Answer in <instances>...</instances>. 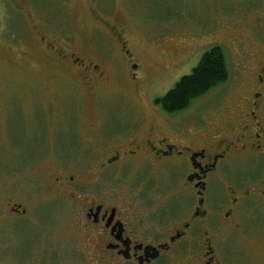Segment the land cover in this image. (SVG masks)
<instances>
[{"label": "rangeland", "instance_id": "1", "mask_svg": "<svg viewBox=\"0 0 264 264\" xmlns=\"http://www.w3.org/2000/svg\"><path fill=\"white\" fill-rule=\"evenodd\" d=\"M105 24L124 29L148 120L146 96L163 97L211 47L225 49L232 74L240 51L221 42L224 28L246 41L264 26V0H0V264H105L81 218L83 186H95L84 146L129 113L104 60L117 48ZM65 38L68 50L103 61L105 79L67 73L56 56ZM113 198L129 209V198Z\"/></svg>", "mask_w": 264, "mask_h": 264}, {"label": "flooded vegetation", "instance_id": "2", "mask_svg": "<svg viewBox=\"0 0 264 264\" xmlns=\"http://www.w3.org/2000/svg\"><path fill=\"white\" fill-rule=\"evenodd\" d=\"M105 25L117 48L104 60L112 64L129 113L117 131L104 129L89 142L94 145L84 146L95 186H83L81 218L102 252L100 260L264 264V26L247 42L233 24L224 28L221 42L240 51L232 74L224 49L228 77L222 84L176 114L164 112L151 92L146 96L151 118L144 120L133 90L138 65L124 29ZM64 41L56 56L67 73L69 67L85 81L105 79L103 61L68 50ZM67 181L72 186L74 178ZM113 196L129 198V209L113 205Z\"/></svg>", "mask_w": 264, "mask_h": 264}, {"label": "trees", "instance_id": "3", "mask_svg": "<svg viewBox=\"0 0 264 264\" xmlns=\"http://www.w3.org/2000/svg\"><path fill=\"white\" fill-rule=\"evenodd\" d=\"M228 77V67L222 48L213 46L204 52L189 75L183 76L155 103L166 113L176 114L197 99L222 84Z\"/></svg>", "mask_w": 264, "mask_h": 264}]
</instances>
